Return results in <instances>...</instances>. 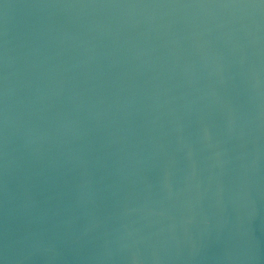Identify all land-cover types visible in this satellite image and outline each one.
<instances>
[{"label": "water", "instance_id": "95a60500", "mask_svg": "<svg viewBox=\"0 0 264 264\" xmlns=\"http://www.w3.org/2000/svg\"><path fill=\"white\" fill-rule=\"evenodd\" d=\"M0 264H264V0H0Z\"/></svg>", "mask_w": 264, "mask_h": 264}]
</instances>
